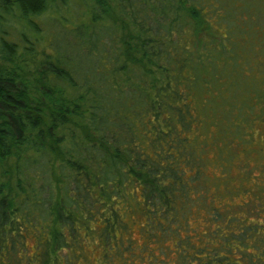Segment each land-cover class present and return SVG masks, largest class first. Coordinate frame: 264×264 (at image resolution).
Instances as JSON below:
<instances>
[{
    "label": "trees",
    "instance_id": "16d2710c",
    "mask_svg": "<svg viewBox=\"0 0 264 264\" xmlns=\"http://www.w3.org/2000/svg\"><path fill=\"white\" fill-rule=\"evenodd\" d=\"M208 8L206 0H0V264L26 252L25 223L38 226L36 249L51 264L74 248L80 227L110 239L126 216L155 235L159 218L204 205L191 187L204 174L195 102L209 103L205 92L230 58L231 28L219 20L238 21L234 10ZM257 80L242 99L256 97L264 121V76ZM253 194L241 207L256 217L239 215L231 234L242 251L253 242L245 229L255 226L259 239L249 261L235 264H264V184ZM208 252L195 264H233Z\"/></svg>",
    "mask_w": 264,
    "mask_h": 264
},
{
    "label": "rangeland",
    "instance_id": "374dc122",
    "mask_svg": "<svg viewBox=\"0 0 264 264\" xmlns=\"http://www.w3.org/2000/svg\"><path fill=\"white\" fill-rule=\"evenodd\" d=\"M206 6L208 10H215V15L234 10L238 21L219 20L223 28L225 22L231 28L229 39L223 41L230 58L217 82L205 92V100L209 103L195 102V109L203 116L204 123L193 149L198 159H204V174L191 187L192 194L205 201L203 208L195 206L190 212L184 210L170 222L165 217L159 218L155 235L148 233V225L143 229V223L132 222L126 216L121 218L125 226H117L110 239H105L100 231L80 227L74 248L51 264H195L198 257L206 259L208 251L225 255L222 262L233 264L251 258L250 251H255L254 245L259 239L254 235L255 226L244 231L253 241L248 251L239 249V239L236 240L231 232L237 231L234 225L239 215L247 214L248 219L256 217L257 211H249L241 205L251 201L253 193L264 184V121H259L256 97L247 99L244 104L242 99L249 79L264 76V68H261L264 67V41L261 39L264 36V0H206ZM57 26L53 21L48 30L55 31ZM239 106L243 111L253 110V114L242 118ZM216 208L222 215L213 219L211 216ZM37 229L33 224H23L20 230L28 238L26 252L16 251L13 263L2 257L4 264H42L33 237L37 236ZM211 264L220 262L216 258Z\"/></svg>",
    "mask_w": 264,
    "mask_h": 264
}]
</instances>
